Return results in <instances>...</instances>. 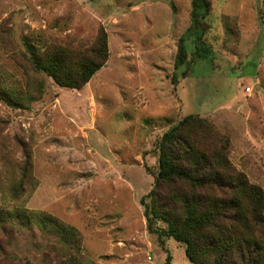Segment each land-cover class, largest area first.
Segmentation results:
<instances>
[{"label":"rangeland","instance_id":"rangeland-1","mask_svg":"<svg viewBox=\"0 0 264 264\" xmlns=\"http://www.w3.org/2000/svg\"><path fill=\"white\" fill-rule=\"evenodd\" d=\"M210 2L209 52L197 57L189 44L188 65L175 70L190 0H0V76L20 100L0 101V212L16 258L38 264L40 244L55 239L17 218L25 207L73 227L93 264H192L183 244L160 245L147 231L140 204L154 186L158 141L189 114L228 136L233 167L264 192V0ZM101 30L108 58L80 89L58 86L24 54L26 38L90 49ZM24 159L37 183L12 199Z\"/></svg>","mask_w":264,"mask_h":264},{"label":"trees","instance_id":"trees-1","mask_svg":"<svg viewBox=\"0 0 264 264\" xmlns=\"http://www.w3.org/2000/svg\"><path fill=\"white\" fill-rule=\"evenodd\" d=\"M210 11V0H190V23L178 39L175 70L188 65L189 44L197 57L204 58L209 52L204 36ZM23 44L26 58L37 71L69 89L84 86L108 58L104 30L90 49L45 47L39 38H26ZM171 80L177 83L176 74ZM0 101L10 106H17L20 101L14 87L1 76ZM228 146V136L217 131L207 118L197 114L183 117L158 141L154 186L140 198L147 231L156 236L160 245L164 238L183 244L185 256L192 264H264V192L235 170L228 158ZM36 183L31 163L24 159L11 177L7 192L16 199L30 193ZM2 213L0 264L11 259L16 264H27L9 251L14 233ZM16 213L17 218H31L37 227L55 236L48 247L47 240L40 244L38 264H52V257L61 260L65 253L71 256L61 264H93L82 255L81 239L73 227L25 207Z\"/></svg>","mask_w":264,"mask_h":264},{"label":"built area","instance_id":"built-area-1","mask_svg":"<svg viewBox=\"0 0 264 264\" xmlns=\"http://www.w3.org/2000/svg\"><path fill=\"white\" fill-rule=\"evenodd\" d=\"M251 91V88L249 86L245 87L244 88V92L245 93H249Z\"/></svg>","mask_w":264,"mask_h":264}]
</instances>
